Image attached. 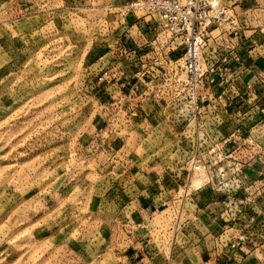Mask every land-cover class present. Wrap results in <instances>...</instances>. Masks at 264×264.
<instances>
[{"label":"rangeland","instance_id":"1","mask_svg":"<svg viewBox=\"0 0 264 264\" xmlns=\"http://www.w3.org/2000/svg\"><path fill=\"white\" fill-rule=\"evenodd\" d=\"M123 1L0 0V264L115 262L84 240L106 219L94 200L106 199L100 168L114 151L98 144L116 138L94 56L125 32ZM262 2L248 21L261 40ZM141 131L117 138L141 140Z\"/></svg>","mask_w":264,"mask_h":264},{"label":"built area","instance_id":"2","mask_svg":"<svg viewBox=\"0 0 264 264\" xmlns=\"http://www.w3.org/2000/svg\"><path fill=\"white\" fill-rule=\"evenodd\" d=\"M118 10L127 31L94 56L93 68L96 90L112 111V126L133 129L152 115L174 137L176 150L189 145L181 160L168 162L158 176L160 182L164 175L184 177L170 202L158 207L166 210L159 236L170 246L183 236L185 214L198 206L196 194L205 206L219 208L224 226L218 239L230 252L240 251L248 244L250 230L264 220V208L256 201L264 194V182L246 174L254 157L264 161V118L263 126L246 133L236 127L218 135L229 120L222 115L226 113L222 98L212 89L231 78L227 67L210 66L205 57L208 34L217 30V38H223L236 58L233 44L244 23L222 0H124ZM103 99L99 96L98 101ZM142 107L148 110L146 116ZM260 113L264 116L263 109ZM114 132L119 130L110 128L109 133ZM244 215L246 223L228 235L230 223ZM126 225L129 236L135 230L149 231L146 222Z\"/></svg>","mask_w":264,"mask_h":264},{"label":"crops","instance_id":"3","mask_svg":"<svg viewBox=\"0 0 264 264\" xmlns=\"http://www.w3.org/2000/svg\"><path fill=\"white\" fill-rule=\"evenodd\" d=\"M223 2L227 3L235 16L244 23V28L234 40L236 58L232 57V48H225L223 38H217V30H211L208 34L205 62L210 66L227 67L228 77L231 78L212 89L215 97L222 98L221 102L226 106V113L222 115L229 120L226 125L220 127L218 135L232 133L236 127L246 133L252 127L259 126L264 117L260 113L261 109L264 110V39L261 40L262 37L258 34V26L248 22L249 16L252 15L250 12L253 11L254 14L258 11L252 8L262 6L263 2ZM130 33L134 34L133 31ZM117 37H120V34ZM112 43L114 44V40ZM117 48L121 51L123 49L121 45ZM213 51H216V55H213ZM142 110L146 116L148 110L143 107ZM98 113H101V110ZM99 116L104 118L103 114ZM113 128L119 130V133H111L109 138L114 135L116 138L98 144L101 149L114 151V156L108 159L109 164L100 168L105 170L108 167L105 172L110 183L107 200L103 198V194L100 200H94L95 209L98 213H104L106 219H100L94 239L84 240L88 249L100 257L109 252L115 261L114 264H264V220H260L259 224L250 230L249 241L244 248L230 252L222 240L218 239L224 226L217 215L219 208L205 206L204 201L196 194L194 201L198 206L185 214L186 226L183 236L175 240L172 246L164 244V237L159 236V229L163 220L162 213L166 210L159 209V206L162 202H170L184 177L164 175L160 182L158 176L168 162L180 161L182 154L189 150V145L183 144L176 150L173 147L176 145L174 137L169 134L165 125H158L152 115L147 116L143 123L130 131L119 128L116 124ZM138 128L144 133L141 140L119 139L120 134L138 135ZM111 164L113 167L109 172ZM246 174L251 180L260 179L264 182V161L254 157L252 167L246 169ZM256 201L258 208H264V194ZM157 209L160 215L158 213L152 217L151 213ZM247 217L248 215H244L239 222L230 223L232 227L228 226V235L234 234L241 224L246 223ZM139 222H146L149 231L146 233L143 230H135L129 236L126 224ZM123 244L126 246L125 250L122 249Z\"/></svg>","mask_w":264,"mask_h":264}]
</instances>
